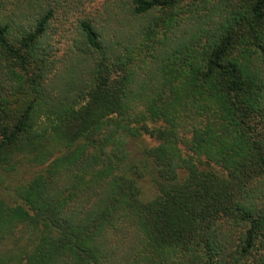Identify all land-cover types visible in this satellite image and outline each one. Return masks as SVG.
Segmentation results:
<instances>
[{"label":"trees","instance_id":"trees-1","mask_svg":"<svg viewBox=\"0 0 264 264\" xmlns=\"http://www.w3.org/2000/svg\"><path fill=\"white\" fill-rule=\"evenodd\" d=\"M15 1L0 264H264V0H120L59 55L57 1Z\"/></svg>","mask_w":264,"mask_h":264},{"label":"rangeland","instance_id":"rangeland-1","mask_svg":"<svg viewBox=\"0 0 264 264\" xmlns=\"http://www.w3.org/2000/svg\"><path fill=\"white\" fill-rule=\"evenodd\" d=\"M5 5L7 10L14 8L15 0H0ZM56 8L54 9L55 19L51 22L53 52L57 55L61 54L66 48V44L72 41V37L75 34L74 27L78 18L88 16L89 14H97L103 11L105 6H109L110 9L114 5L119 4L120 0H56ZM62 4V8H61ZM68 8V11H66ZM109 9V10H110ZM67 12V13H66ZM112 22L115 23L114 20ZM6 81L5 77L0 72V84ZM156 142L148 135H141L140 137L129 140L128 147L132 154L136 156L140 155V150L144 147L154 145ZM36 169L34 168H20L19 175L14 174L16 180L26 178L32 174ZM140 187L142 196L144 198L151 195L154 188L152 183L148 180V177H144L140 181ZM5 190L0 187V194H4Z\"/></svg>","mask_w":264,"mask_h":264}]
</instances>
